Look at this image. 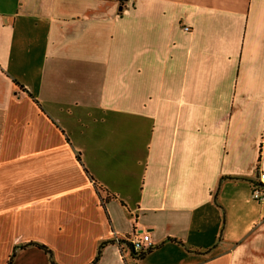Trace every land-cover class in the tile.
Listing matches in <instances>:
<instances>
[{
  "label": "crops",
  "instance_id": "obj_1",
  "mask_svg": "<svg viewBox=\"0 0 264 264\" xmlns=\"http://www.w3.org/2000/svg\"><path fill=\"white\" fill-rule=\"evenodd\" d=\"M260 174L264 0H0V264H264Z\"/></svg>",
  "mask_w": 264,
  "mask_h": 264
},
{
  "label": "built area",
  "instance_id": "obj_2",
  "mask_svg": "<svg viewBox=\"0 0 264 264\" xmlns=\"http://www.w3.org/2000/svg\"><path fill=\"white\" fill-rule=\"evenodd\" d=\"M187 31L189 28H185ZM260 180L264 181V174H260ZM252 198L258 202H264V186L255 183L252 187ZM114 244L120 247L121 250L130 248L131 253L135 256L141 252L152 250L154 245L151 236L148 232L133 233L128 236L115 234L113 237ZM134 258V257H133ZM136 258V256H135Z\"/></svg>",
  "mask_w": 264,
  "mask_h": 264
},
{
  "label": "trees",
  "instance_id": "obj_3",
  "mask_svg": "<svg viewBox=\"0 0 264 264\" xmlns=\"http://www.w3.org/2000/svg\"><path fill=\"white\" fill-rule=\"evenodd\" d=\"M110 243H113L114 244V241L113 240H110ZM106 245L103 243L102 245H100L99 249H98V253L96 255V258L94 259V261L91 263V264H99L100 260H101V257L103 255V250H104V247ZM29 247H37L41 250H43L45 252V254L49 257V260H50V263L51 264H58L55 260V257H54V254H53V251L48 248L46 245L42 244V243H39V242H28V243H25V244H22V245H19V246H16L12 252V254L10 255L9 257V260L7 262V264H14V260L18 254L19 251L21 250H25ZM152 250H149L147 252H141L136 256V258L138 260H142L145 258V256L147 254H149ZM134 256V258H135Z\"/></svg>",
  "mask_w": 264,
  "mask_h": 264
},
{
  "label": "rangeland",
  "instance_id": "obj_4",
  "mask_svg": "<svg viewBox=\"0 0 264 264\" xmlns=\"http://www.w3.org/2000/svg\"><path fill=\"white\" fill-rule=\"evenodd\" d=\"M115 124L118 126V130H120V131H124L125 130V128L122 126V122H118V123H115ZM128 261H129L130 264H133V261L130 258H128Z\"/></svg>",
  "mask_w": 264,
  "mask_h": 264
}]
</instances>
